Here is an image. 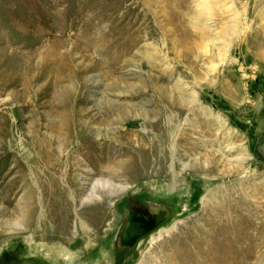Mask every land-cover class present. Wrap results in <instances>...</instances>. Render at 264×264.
<instances>
[{"label": "rangeland", "instance_id": "1", "mask_svg": "<svg viewBox=\"0 0 264 264\" xmlns=\"http://www.w3.org/2000/svg\"><path fill=\"white\" fill-rule=\"evenodd\" d=\"M160 1L0 0V55L31 68L0 90V212L17 222L31 186L40 196V148L64 174L83 143L115 186L90 199L98 177L86 174L99 167L74 159L80 198L71 193L69 227L53 236L97 238L79 241L74 261L63 240L42 248L33 232L3 229L0 264H210L205 243L222 221L264 225V60L247 46L264 0H209L201 27L200 0ZM65 115L78 122L61 131ZM88 206L105 220L82 230ZM153 207L165 221L122 246L128 213L150 219ZM262 253L247 264H264Z\"/></svg>", "mask_w": 264, "mask_h": 264}, {"label": "bare ground", "instance_id": "2", "mask_svg": "<svg viewBox=\"0 0 264 264\" xmlns=\"http://www.w3.org/2000/svg\"><path fill=\"white\" fill-rule=\"evenodd\" d=\"M144 3L151 6L153 4L158 5L161 3V1L144 0ZM210 3L211 2L209 0H200V10L197 17L198 27H201L203 20L202 17L204 18L206 12L210 10ZM262 13V19H264V8L262 10ZM247 46L254 50L257 59L264 60V24H262L261 28L257 32L247 38ZM18 59H20V56L16 54L0 55V90L5 91L8 88L15 87L18 84V82L16 81V77L25 76L23 74L24 69L30 72L31 68H25V65L20 63ZM64 110L71 112L69 111L68 104L67 106H64ZM64 120L65 122L62 128L65 126L67 128H60L61 131L68 130L71 123L78 122V118H74L72 120L71 117H67L66 115ZM85 147L86 146L83 143H79L74 155L72 157L70 156V158L68 159V163L70 161L71 163H69V169L64 174L62 171L63 161L62 158L57 155V153L50 154L49 152L41 148L38 150L41 158V163H43V166H45L43 173L38 177V188L40 189V196L36 194L35 189L32 188V186L30 189V183L28 184V182H25L27 185L26 187H29L30 189V191L26 193V199H28V203L26 204V207L21 208V210L18 212L20 216L18 221L14 222L12 220L14 215L6 212V208L2 209V211L0 212V245H2L5 240L9 239V234L6 232L7 230L3 231V229H13L15 226H19V234H27L28 232H33L35 237L41 241L39 245L42 248L47 247V245H49L51 241H55L57 239L65 241L68 249L67 255L69 256V258H72L71 260L75 261L78 255V252H76L78 242L81 240L93 241L95 237L97 238V230L93 234L94 237L92 235V237H89L90 234L79 231L80 233L75 238L74 242H71L68 238L66 240V238H64L66 234L64 233L61 235V238H56L53 236V233L57 229L63 226H66V228L69 227L72 206L70 200L71 193L74 199L79 200L80 198V194L77 193L78 191L76 192L75 188L76 183L73 178L74 169L72 168L75 163L72 162L74 161V159H79L80 157H82L79 161H83L87 164L89 163V160H91V154L83 153L85 152ZM101 160V156H97L95 160H91L94 163L95 167L99 168L97 169L98 172L94 171V173L91 172L86 174V177H88L90 180H94L101 174V166H99V162ZM216 165L217 164L212 163V167L210 168V170L213 171L214 169H217L218 165ZM62 175H64V181H61V179L63 180V178H61ZM107 188L111 189V191L108 190V192L113 193L115 190L113 182L98 177L96 179L95 185L92 187L91 195L89 198L99 199L100 196H98L97 192L100 189L106 190ZM101 200H103L102 204H104V199L101 198ZM227 205H231V202H228ZM94 206H98V204L96 203L94 204ZM157 212L160 211L157 210ZM79 215L83 218V221L77 218V226L82 228V230H85V228L88 227V224L94 226L96 229L97 227L95 225H99L103 222V220H105V218H100L99 216H97L98 214L93 213V209L89 206L88 208H84ZM221 215L225 217L227 213L221 209ZM243 220L244 218L236 216L232 221H222L216 228V230L210 235V240H204L207 241L205 244L210 247L205 250V255L208 256L210 253H214V257L213 259H211L210 264H247L249 259L257 258L258 256H261L263 254L264 225L259 224V226L257 227L252 225L253 229L249 230V228L246 229L245 227H241V225H243ZM176 236L177 234H174L170 240L168 239L170 243L175 241ZM157 239L158 238H154V240ZM198 239L201 240V238ZM260 250H262L261 253H259ZM176 261H178L177 258H171L169 260H166L165 264H176Z\"/></svg>", "mask_w": 264, "mask_h": 264}, {"label": "water", "instance_id": "3", "mask_svg": "<svg viewBox=\"0 0 264 264\" xmlns=\"http://www.w3.org/2000/svg\"><path fill=\"white\" fill-rule=\"evenodd\" d=\"M160 212H156V210ZM168 210L153 207L151 210L152 218L148 219L143 213L130 211L127 220L122 228L119 242L124 247H132L135 241L156 229L167 217Z\"/></svg>", "mask_w": 264, "mask_h": 264}, {"label": "flooded vegetation", "instance_id": "4", "mask_svg": "<svg viewBox=\"0 0 264 264\" xmlns=\"http://www.w3.org/2000/svg\"><path fill=\"white\" fill-rule=\"evenodd\" d=\"M152 218V217H151Z\"/></svg>", "mask_w": 264, "mask_h": 264}]
</instances>
